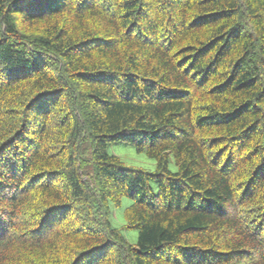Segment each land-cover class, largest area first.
Here are the masks:
<instances>
[{
    "label": "trees",
    "instance_id": "trees-1",
    "mask_svg": "<svg viewBox=\"0 0 264 264\" xmlns=\"http://www.w3.org/2000/svg\"><path fill=\"white\" fill-rule=\"evenodd\" d=\"M0 264H264V0H0Z\"/></svg>",
    "mask_w": 264,
    "mask_h": 264
},
{
    "label": "rangeland",
    "instance_id": "rangeland-1",
    "mask_svg": "<svg viewBox=\"0 0 264 264\" xmlns=\"http://www.w3.org/2000/svg\"><path fill=\"white\" fill-rule=\"evenodd\" d=\"M108 152L114 154L122 159L126 164L137 167H142L148 171L156 169V161L148 157L145 153H139L134 145L130 142H115L108 145ZM171 171H177L175 162L170 164ZM156 190V184L152 183ZM132 204L131 199H123L120 207L110 206V218L113 226L121 231L126 240L136 245L138 242V231L126 227V220L124 217L125 210Z\"/></svg>",
    "mask_w": 264,
    "mask_h": 264
}]
</instances>
